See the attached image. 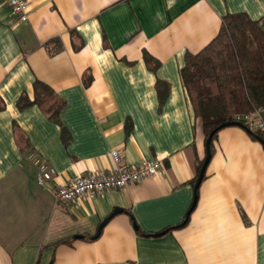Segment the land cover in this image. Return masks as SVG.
<instances>
[{
  "label": "crops",
  "instance_id": "obj_1",
  "mask_svg": "<svg viewBox=\"0 0 264 264\" xmlns=\"http://www.w3.org/2000/svg\"><path fill=\"white\" fill-rule=\"evenodd\" d=\"M26 1L19 22L0 0V264H264V147L235 125L213 141L186 225L147 235L183 223L205 156L180 78L184 57L216 36L226 14L245 13L264 32V0ZM52 39L61 49L50 55ZM156 80L168 84L161 106ZM35 81L50 94L19 110L22 94L34 100ZM61 102L68 142L47 115ZM112 149L125 165L162 167L125 189L55 201L75 175L111 171ZM29 152L55 171L45 187Z\"/></svg>",
  "mask_w": 264,
  "mask_h": 264
},
{
  "label": "trees",
  "instance_id": "obj_2",
  "mask_svg": "<svg viewBox=\"0 0 264 264\" xmlns=\"http://www.w3.org/2000/svg\"><path fill=\"white\" fill-rule=\"evenodd\" d=\"M46 47L50 55L61 49L58 39H52ZM144 59L150 70L155 73L159 63L146 53ZM180 78L194 117L200 121L205 141L208 135L220 125L233 123L244 129L253 140L260 142L264 147V132L256 128L249 129L245 119L255 111L261 114L264 111V32L257 22L251 20L245 13L223 16L216 36L198 53L185 55ZM155 87L158 103L161 106L166 98L168 84L156 80ZM34 91L33 101L26 99L23 94L19 97L17 101L19 110L33 103L40 104L39 93L48 95L51 92L46 85L38 81L34 82ZM62 105L61 102L54 111L47 115L50 121L60 126L62 137L65 142H68L69 134L59 119ZM13 129L18 144L22 142L25 144L26 139L15 124ZM221 129L213 134L210 143L211 155L213 154V141ZM202 161L199 162L197 173L191 181L192 186L195 184ZM129 215L131 217L130 213ZM185 225L186 222L180 223L158 233L147 235L169 233ZM138 233H140L139 230ZM69 242L70 240L63 239L56 244Z\"/></svg>",
  "mask_w": 264,
  "mask_h": 264
},
{
  "label": "built area",
  "instance_id": "obj_3",
  "mask_svg": "<svg viewBox=\"0 0 264 264\" xmlns=\"http://www.w3.org/2000/svg\"><path fill=\"white\" fill-rule=\"evenodd\" d=\"M10 7L11 15L19 22H26L28 18L26 0H4ZM249 129H260L264 132V122L259 111L245 117ZM114 168L111 171H90L75 175L64 185L53 191L57 203L67 205L83 196H93L110 189H125L146 178L153 177L160 171L162 164L157 159H142L135 165H125L122 154L117 149L109 152ZM27 160L36 168V183L45 187L55 171L41 161L35 152L27 154Z\"/></svg>",
  "mask_w": 264,
  "mask_h": 264
},
{
  "label": "water",
  "instance_id": "obj_4",
  "mask_svg": "<svg viewBox=\"0 0 264 264\" xmlns=\"http://www.w3.org/2000/svg\"><path fill=\"white\" fill-rule=\"evenodd\" d=\"M231 125H235L233 123H224L222 125H220L218 128L214 129L207 137L206 141H205V156L203 158V161H202V164H201V167H200V170L197 174V178H196V181H195V184H194V187H193V199H192V202H191V205L189 207V209L187 210L186 214H185V217H184V220H183V223H185L187 220H188V217L190 215V213L193 211V209L195 208V205H196V202H197V190L200 186V183L204 177V174H205V171H206V167L208 165V162L210 160V157H211V154H210V143L212 141V137H213V134L219 130L220 128H223V127H227V126H231ZM120 212L119 209L115 208L113 210V212L106 218L104 219L97 227V230H96V233L93 235L92 239H95L98 237V235L100 234V231L101 229L103 228V226L107 223V221L113 216L115 215L116 213ZM133 227L134 229H137V225L135 223H133ZM82 236H77V238H80Z\"/></svg>",
  "mask_w": 264,
  "mask_h": 264
}]
</instances>
